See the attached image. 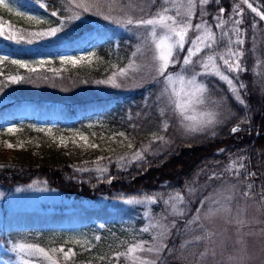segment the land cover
Listing matches in <instances>:
<instances>
[{
	"label": "rangeland",
	"instance_id": "obj_1",
	"mask_svg": "<svg viewBox=\"0 0 264 264\" xmlns=\"http://www.w3.org/2000/svg\"><path fill=\"white\" fill-rule=\"evenodd\" d=\"M130 2L128 1L126 4H130ZM194 2L195 7L191 18L193 29L196 24L205 23L218 41L216 47L210 50L205 49L193 58L195 70H201L200 66L195 64L196 60H200L208 54L216 53L217 66L233 80V84L237 89L236 92L231 91L230 86L215 75L198 77V81L205 83L208 89L205 93L206 102L202 106H194L188 114L199 119L202 112L214 113V123L203 130L214 132L216 127L227 117L232 116L231 113H233L227 103L226 94L223 92L224 88L228 92L227 95L238 102L242 100L243 103L241 104H244V95L250 92L249 85L252 84L245 77L249 70L252 76H257V84L264 90V19H261V16H264V7L259 2L255 5L250 0H238L235 4V10L231 13L219 12L209 16L207 4H202L201 0H194ZM162 3L163 0H155V3L148 0L146 4L144 3L145 7L152 4V9L149 11V16L143 18L153 15L159 10ZM177 4L184 5L180 8L182 13L187 10V0H177ZM137 5L139 7H136ZM133 6L143 10L140 2L135 3ZM169 14L175 15L176 13L173 11ZM28 15L41 17L37 14L25 13V17ZM141 17L133 18V20ZM220 21H223L222 28L216 27ZM0 24L5 26L6 34L9 30L16 31L14 25L9 21L0 22ZM9 25L11 29H9ZM123 29L135 32L139 37L140 41L133 52L136 55H132L127 65L120 67L127 69L124 77L117 76V82L121 84V87L117 88L99 83L101 85L100 92L105 96L113 93H128L136 91L150 82L157 83L160 95L163 93V108H167L170 112V116H167L164 121L168 124V121L170 123L174 120L179 124L184 135L193 134L185 130L180 121L173 115L169 106L168 93L171 89L165 83L163 77H157L156 75L155 68L158 66V62L153 60L154 45L150 43L148 31L144 28H136L134 25H124ZM197 34L194 30L189 31L188 41L194 39ZM238 37L244 43L242 45L233 43L231 51L242 52L239 63L243 70L229 73L226 66L219 59V55L229 51V39L235 41ZM16 43L22 45L15 46L17 50H0V57L7 56L9 58L8 61L0 63V71L9 68V66L18 67L11 64L13 59L28 62L33 67H40L38 65L40 60L51 61L42 68L62 69L73 66L61 63L67 57L77 59L84 57L85 60L80 64H88L89 60H91L90 63H93L99 57L97 49L92 45L80 47L74 51L62 50L52 54L49 51L41 50V47L37 44ZM30 46L32 49H30ZM22 47H27L30 53L24 55L21 52ZM187 47L188 44L186 43L185 53ZM138 48L140 49L139 52H137ZM185 53L179 54L181 60ZM130 63L132 67L128 68ZM180 71V64H177L175 68L170 67L168 69L170 73ZM14 75L21 76L20 73H9L6 77ZM186 75L190 76L191 71L186 72ZM211 78L218 80L215 85L218 91L211 89L208 84L207 79ZM220 82L222 86L219 85ZM241 85L244 87H241ZM175 87L178 89L179 85L177 84ZM4 100H7V96L0 92V103ZM108 120L106 116H95L77 123H64L59 126L55 125V121L47 122L42 119L35 120L31 124L34 127L44 128L59 144L60 138L63 137L66 141V146H63L77 161L78 168L83 174L105 177L112 170L111 162L115 167L132 164L138 160L133 159L136 152H141L143 156L145 151L143 147L150 149L148 145L136 147L125 130L115 128L110 125ZM4 127L3 130L0 129V166H7V163L14 159L16 155L24 153L26 149L32 146L30 135L17 134L20 131L18 124L7 121ZM8 129L13 131L9 132ZM3 133L8 134L4 136ZM119 133H124V136L119 135ZM10 134H15V136L11 137ZM80 135L88 137V145L96 144L98 147L85 146L78 139ZM129 143L132 145L131 148L128 147ZM7 144H12L13 147L8 148ZM248 158L249 154L245 151V148L236 145L234 148L226 150L223 156L217 157L212 167L206 168L201 175L196 176L186 187L170 188L154 193L145 191L137 194L117 192L114 196L100 194L96 198L76 197L66 195L60 188L49 185V182L44 178L34 179L29 183L18 184L7 192L0 189V229L1 224L7 219L22 211H67L75 215L72 223L48 231L49 236L74 244L86 246L97 244L101 249L107 248V245H119L118 242L124 240L127 242L126 245L121 250L118 248L115 256L116 259L122 257L128 260L129 264H140V260L144 259L157 262L156 257L160 253L157 255L156 253L137 250L131 254V257H139L140 259L134 262L127 255V249L142 241L146 242L145 248L153 247L156 243L164 248L166 247V237L171 232L174 235H179L174 245L180 247L177 258L179 257L180 260L188 259L187 261L183 260L184 264H264V149L259 152L260 173L253 166H249ZM98 168H104L107 171L100 172L97 170ZM178 194L183 197V203L174 200L172 206L169 207L166 202ZM146 197L156 198L157 202L149 203L145 199ZM129 199L143 202L126 203ZM94 210H103L104 212L97 217L93 215ZM173 210L183 214H173ZM117 212L126 214L115 216ZM157 223L163 226L167 234L162 239L154 241V237H160L162 234L160 227H152L153 224ZM145 227H149L150 231H141ZM96 237L100 239H96ZM106 241L109 244H105ZM20 245L42 247L49 251V255L53 259L58 256L57 252L52 253L50 250L61 248H50L36 243L18 241L11 250L8 247L6 248V250L11 251L12 258H1L0 264H36L38 263L36 260H47L36 253L33 248L25 247L22 250ZM69 249L72 250V253L74 252L73 246H69L65 252ZM104 252L107 253V250H104ZM169 252L171 253V250Z\"/></svg>",
	"mask_w": 264,
	"mask_h": 264
},
{
	"label": "trees",
	"instance_id": "obj_2",
	"mask_svg": "<svg viewBox=\"0 0 264 264\" xmlns=\"http://www.w3.org/2000/svg\"><path fill=\"white\" fill-rule=\"evenodd\" d=\"M128 1L131 2L127 5ZM147 1L101 0L99 10L102 14L95 15L96 9L83 13L76 8L77 0H41L48 5L47 9L41 8L37 0H5L13 11L8 12L0 7V22H11L16 31L24 30L22 34L25 37L31 31H46L49 27L58 26L60 22L66 24V30L58 37L35 40L31 44H37L41 50L52 54L92 45L97 49L99 57L93 63L67 66L56 69V72L41 68L36 73H29L26 69L15 66L0 71V92L7 96V100L0 103V129L5 128L7 121H13L20 127L17 134L30 135L32 139L31 148L16 155L7 166H0V189L7 192L18 184L42 178L49 185L60 188L66 195L86 198H96L100 194L114 196L117 192L154 193L170 188H183L206 168L212 167L217 157L223 156L226 150L236 145L245 148L249 154V166L260 173L259 152L264 149V90L257 84V76H252L249 70L245 77L252 84L249 85L250 92L244 95V104L227 95L224 88L223 92L233 113L214 132L184 135L174 120L170 123L168 121L165 130L164 119L170 116V112L163 108L164 99L157 83L150 82L128 93L105 96L100 92L101 85L97 81L105 80L130 62L140 39L135 32L123 29V22L128 17L133 19L149 16L152 4L145 7ZM237 1L210 0L207 4L209 16L219 13L221 8L226 14L231 13L235 10ZM250 1L255 5L259 2L264 7V0ZM84 2L93 3V0ZM137 2L142 3L143 10L136 8L138 5L133 6ZM17 11L40 15L42 22L36 23L25 16H18ZM51 11H57L58 15L51 16ZM75 12H81V19L67 20ZM109 13L114 19L103 18ZM116 20L121 23H116ZM15 46L22 45L0 37V50L14 51L17 50ZM21 52L25 55L30 50L22 47ZM113 65L116 67L113 68ZM9 73H20L23 77L31 78L11 83L6 77ZM207 82L211 89L218 91L215 86L218 80L211 78ZM219 85L222 86V83ZM95 116H106L110 125L125 130L136 147L148 145L150 149L143 147V159L117 167L111 162L112 170L105 177L83 174L66 147L59 144L44 128L31 124L42 119L47 122L55 121V125L59 126ZM235 126H238L239 131L232 132L231 129ZM6 134L8 133H3L4 136ZM10 136L14 137L15 134ZM103 212L94 210L93 215L99 217ZM122 214L126 213L117 212L115 216ZM74 218L75 215L67 211H22L16 214L1 224L0 259H11V248L16 242L23 241L50 248L61 247L64 250L73 246V255L68 260L64 259L63 253L57 251L58 256L54 259L56 264H129L128 260L122 257L116 259L115 256L117 249L121 250L126 245L124 240L119 241V245H107V248L101 249L97 244L86 246L49 236L48 231L69 225ZM178 236L171 232L166 237V247L156 257V264H184L183 260H188L177 258L180 247L174 245V242L178 240ZM105 244H109L108 241ZM7 247L10 250H6ZM36 261V264L50 263L45 259Z\"/></svg>",
	"mask_w": 264,
	"mask_h": 264
},
{
	"label": "snow or ice",
	"instance_id": "obj_3",
	"mask_svg": "<svg viewBox=\"0 0 264 264\" xmlns=\"http://www.w3.org/2000/svg\"><path fill=\"white\" fill-rule=\"evenodd\" d=\"M155 3V0H152ZM41 8L47 9L48 5L42 3L41 0H37ZM202 4H208L209 0H201ZM102 6L101 0H93V3L84 2V0H77L75 3V7L81 9L83 13H88L93 9H96L94 14L101 15V11L99 8ZM0 7H3L8 10V12H12L13 8L9 7V4L5 2V0H0ZM184 7V5H178L177 0H163L158 11H156L153 15L148 18H139L133 20L131 17L127 18L124 21V25H134L136 28H144L148 31L150 36V43L154 45V56L153 60L158 62V66H156L155 71L157 77H163L165 83L171 89L170 93H168V103L172 109L173 115L180 121L181 125L185 128V130L189 133H194L198 131H203L208 128L211 124L214 123L215 114L209 112H202L199 119L196 116L189 115L188 113L193 109L196 105H204L206 102L205 93L208 91L205 83L198 81V77L206 76V75H215L219 79L225 81L229 86L231 91L236 92L237 89L233 84V80L229 78L228 75L224 74L220 70V68L216 64L217 54L212 53L206 55V57L201 58L200 60H196L195 64L200 66V71L195 70L193 58L198 56L201 52L205 49H213L218 44V41L215 35L212 33L211 29L205 24L200 23L196 24L195 28L193 29V25L191 23V18L193 15V9L195 7L194 0H187V10L185 12H181L180 8ZM251 7V5H249ZM175 11V15H171L169 13ZM220 12L223 13L224 9H220ZM18 16H25V13L16 12ZM51 16L55 17L58 15L57 11H51ZM104 19H110L111 13L108 15H104ZM28 20L36 21L37 23L42 22L41 17L28 15ZM81 19V12H75L73 15L67 17L69 21H78ZM114 19V18H113ZM261 19H264V16H261ZM116 23H121V21L116 20ZM239 23V22H237ZM216 27H223V21H220L216 25ZM9 29L11 26L9 25ZM66 30V24L64 22H60L56 27H49L46 31H31L28 32L27 37H25L21 32L11 31L9 30L6 34L5 26L0 24V37H4L5 39L15 40L16 42H24L31 44L35 40L39 39H50L56 38L61 32ZM159 30V35H158ZM196 31L198 34L192 39L190 42L187 39L189 31ZM188 44L187 51L185 53V44ZM235 43L237 45H242L244 41L239 37L232 41L229 39L228 41V48L229 51L225 54H220L219 59L223 62V65L226 66L227 71L229 73L232 72H239L243 69L239 63V57L242 55V52H233L231 51L232 44ZM140 49H137L139 52ZM180 53H185L183 55L182 60L180 59ZM94 55V54H93ZM136 53H133L135 56ZM227 56V58H225ZM175 57V58H174ZM9 58L7 56L0 57V63L4 61H8ZM85 60L84 57L79 59L67 57L64 58L61 63L62 64H71L73 66L80 64ZM89 63L91 60L88 61ZM51 63V61H44L40 60L38 65L40 67H33L30 66L28 62H24L18 59L11 60V64L17 65L19 68L26 69L29 73H36L41 70V68L47 64ZM177 64H180L181 71L170 73L168 69L170 67L175 68ZM116 66L113 65V68ZM132 64L128 65V68H131ZM51 71L56 72V69H51ZM191 71V75L187 76L186 72ZM127 69L120 68L118 71L113 72L112 75L108 76L106 80L97 81L100 84H108L113 87H121V84L117 82V76L124 77L126 75ZM167 73V74H166ZM31 77H23L19 75L9 76L8 80L11 83H18L21 81H25L30 79ZM179 85L177 89L175 85ZM241 87H244L241 85ZM163 95V93H162ZM239 99V97H237ZM240 103H243L240 100ZM163 115V112H161ZM189 122V123H186ZM168 127L167 122L164 123V129L166 130ZM9 132L13 131L12 129H8ZM232 132L239 131L238 128L233 127L231 129ZM119 135L124 136V133H119ZM78 139L82 141L85 146H90L92 148L98 147L96 144L88 145V137L86 136H78ZM160 139H163L162 137ZM75 143V141H73ZM60 144L66 146V141L63 137L60 138ZM8 148H12V144H7ZM129 148L132 147L131 143L128 145ZM133 159H143L141 152H136L134 154ZM100 172H105L107 169L98 168ZM111 182V179L108 181ZM149 203H156V198L153 197H146L145 198ZM174 200H179L183 203V197L179 194L175 197H172L168 202L169 207L172 206V202ZM143 201H137L134 199H129L126 203H141ZM173 214H180L182 212H178L173 210ZM152 227H160L162 229V234L160 237H154V241H158L163 238L164 235L167 234V231L161 226L159 223L153 224ZM141 231L149 232L150 228L145 227ZM96 239H100L96 237ZM146 242H140L134 244L127 249V255L131 257L132 253H135L137 250L140 251H147L151 253H156L157 255L163 250V246L156 243L153 247L145 248ZM21 249L23 250L25 247L33 248L36 253L40 256L46 258L50 264H56V261L53 259L51 255H49V251H46L42 247H34L33 245H20ZM52 253H56L57 251L63 253L64 259L68 260L71 255H73L72 250L69 249L67 252L63 248L60 249H51ZM133 261L139 260V257H131ZM140 264H156L155 260L144 259L140 260Z\"/></svg>",
	"mask_w": 264,
	"mask_h": 264
}]
</instances>
